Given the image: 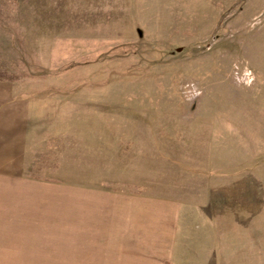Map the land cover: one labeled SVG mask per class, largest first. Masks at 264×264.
I'll return each mask as SVG.
<instances>
[{
	"label": "rangeland",
	"instance_id": "rangeland-1",
	"mask_svg": "<svg viewBox=\"0 0 264 264\" xmlns=\"http://www.w3.org/2000/svg\"><path fill=\"white\" fill-rule=\"evenodd\" d=\"M0 81L26 120L0 264L264 233V0H0Z\"/></svg>",
	"mask_w": 264,
	"mask_h": 264
},
{
	"label": "crops",
	"instance_id": "crops-1",
	"mask_svg": "<svg viewBox=\"0 0 264 264\" xmlns=\"http://www.w3.org/2000/svg\"><path fill=\"white\" fill-rule=\"evenodd\" d=\"M0 81V160H18L25 144V115ZM20 113L22 117L20 116ZM192 240L171 241L164 259L172 264H264V233L235 236L200 233ZM186 240L187 242L181 243Z\"/></svg>",
	"mask_w": 264,
	"mask_h": 264
}]
</instances>
